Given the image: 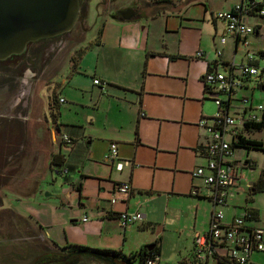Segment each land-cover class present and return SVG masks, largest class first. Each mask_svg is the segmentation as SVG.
<instances>
[{
  "label": "crops",
  "instance_id": "1",
  "mask_svg": "<svg viewBox=\"0 0 264 264\" xmlns=\"http://www.w3.org/2000/svg\"><path fill=\"white\" fill-rule=\"evenodd\" d=\"M157 1L106 0L104 16L98 18L96 13L95 20L100 22L83 49L91 45L95 51L90 77H97L99 84L91 81L86 89L70 73L55 83L57 88L51 94L42 92L49 80L39 78L45 72L46 78L56 73L61 52L70 48L64 45L50 53L45 66L24 67L22 75L30 78L26 89L22 88L24 80L16 85L10 80L1 84V100L14 95L24 102L1 110L0 209L26 216L34 226L31 231L47 242L113 248L125 254L157 242L158 264H162L167 245L178 252L179 263L192 259L195 236L208 230L216 209L223 212V224L245 211L252 212L244 225L264 230V188L256 189L264 172V149L234 147L233 160H248L249 164L239 167V178L224 203L215 204L209 185L202 177L191 175L192 169L206 164L201 149L208 131L199 119L215 113L203 83L209 68L232 72L241 82L230 93V111L264 120V86L242 77L236 66L246 61V51L261 62L264 17L247 15L248 22L260 27L246 35V46L244 37L227 33L225 21L215 16L241 0ZM84 2L77 27L82 35L91 29L85 18L88 0ZM125 9L132 12L122 16L120 11ZM222 34L225 42L221 44ZM229 36L234 45L227 56ZM256 39L259 44L253 48ZM78 41L70 43L71 50L79 48ZM72 58L69 55V63ZM38 79L41 82L36 86ZM7 84L13 88L7 89L8 94ZM240 89V103L234 105ZM58 93L63 98H56ZM242 98L252 105L244 108ZM68 109L73 118L60 119ZM67 124L79 125V129ZM61 133L73 135V142L61 140ZM245 133L264 147V127ZM112 142L123 162L121 169L106 159ZM53 156L58 164H51ZM120 181L131 184L130 193L112 202L113 186ZM122 210H139L143 219L122 226L117 217ZM83 216L85 220H81ZM227 246L217 245V251L224 254ZM253 252L248 258L256 264ZM214 261L218 263L214 258L209 263Z\"/></svg>",
  "mask_w": 264,
  "mask_h": 264
},
{
  "label": "built area",
  "instance_id": "2",
  "mask_svg": "<svg viewBox=\"0 0 264 264\" xmlns=\"http://www.w3.org/2000/svg\"><path fill=\"white\" fill-rule=\"evenodd\" d=\"M247 15L264 17V0H241L230 9L215 12L217 18L225 21L226 32L235 34L239 38L244 37L242 43L246 46L248 44L247 39H245L246 35L260 27L258 24L248 22ZM219 42L221 44L225 42L224 34L219 37ZM61 46H58L57 43L55 48ZM220 54V49H216V55L220 56ZM246 58V61L236 64L240 74L244 78L251 77L256 84L264 86V56H260L261 62H259L253 52L246 51ZM92 82L99 84V79L92 77ZM203 83L206 93L216 104V110L209 119H199V124L205 126L208 131V137L201 149V153L206 158V164L198 165L192 169L191 175L192 177H202L211 189L212 201L215 204H221L225 202L231 185H234L239 178V167L249 164L248 160H246L248 163L233 160L234 146L232 142L236 141L239 136H246L245 122L258 118L250 113L230 112L229 103L232 98L230 93L232 89L241 85V82L234 78L232 72L225 73L213 67L209 68L204 73ZM100 86L101 89L105 87L104 84ZM242 102L244 108L247 105H252L248 103L247 98H242ZM257 107L261 109L262 105L258 104ZM60 137L64 142L69 141V136L66 133H61ZM106 159L110 160L116 169L122 168L123 162L118 159L116 143H110ZM130 190L131 184L128 181L116 182L110 200L114 202L118 199H124ZM192 192L197 193V188H193ZM248 216L249 212L245 211L243 214L235 216L229 223L223 224V212L221 209H216L211 214L208 230L195 236L192 259L188 258L180 263L194 264L195 261L199 264H210L211 258L218 261L217 256H226L235 264H253L248 256L252 251H264V230L246 227L244 220ZM117 217L120 224L125 226L141 221L143 214L139 210H122L118 212ZM85 219L86 216L81 217V220ZM220 244L228 245L226 253L221 254L217 251V245ZM147 264H158V256L147 259Z\"/></svg>",
  "mask_w": 264,
  "mask_h": 264
},
{
  "label": "rangeland",
  "instance_id": "3",
  "mask_svg": "<svg viewBox=\"0 0 264 264\" xmlns=\"http://www.w3.org/2000/svg\"><path fill=\"white\" fill-rule=\"evenodd\" d=\"M104 3H106V0H100V1L88 0L87 2L88 14L85 18L87 23L91 26V29L88 28L86 33H83L82 35V31L81 32L78 31L79 29H77L78 27V20H77L72 26L73 29L71 27L69 35H65V34L63 35L66 38L64 48L65 47L73 48L72 47L73 44L70 43L80 40L76 44V46L78 45L79 48L74 47L77 48V50L74 51L71 50L70 48H66L68 52H64V51L61 52L62 54L58 58L59 60L57 61L58 67L56 73L52 75V77L46 78L47 77L46 72L43 75L41 74V77L39 79L49 80L48 82L42 85L43 93L48 92V94H51L53 92V89L56 87L55 83L57 82L59 83L62 78H66L70 73H74L76 79H78L79 82L82 83V86L88 89V86L91 84L92 81V77H90V72H91L90 67H92L94 64L95 51L91 45H89L91 47L88 46L86 49L83 48L85 47V43L87 39L93 37L91 33L95 31L97 23L100 22V20L98 22L97 20H95L96 13H99L98 18L100 16H104V14L101 13L104 12V8L107 5V4L104 5ZM82 9L84 10V5ZM79 22H81V20ZM53 39L46 38L39 42H31L28 45V48L19 56H14L12 58L6 59L3 62L0 61V118H1V110L8 107L14 109L16 106H14L13 103L22 105V102H24L22 98L17 101V98H15L14 95H10L12 91L9 93V95L11 96L10 99L7 100L8 98L7 97L6 99L1 100V84L4 83L5 80H10L12 81L11 83H15L16 85L17 82L20 83L22 80H24L25 82L26 81L27 82L22 86V88L26 89V87L29 85L30 78H27L26 76L22 75V70H24V67L26 66L29 67L45 66L49 58L51 57L50 56L51 54L49 51L45 50L44 46ZM256 43L259 44L257 39L256 41L254 40V42L252 43L253 48H256L257 46ZM233 45H234L233 37L229 36L225 55L229 56L230 53L229 51L231 48H233ZM45 52L47 54H45ZM69 55H73V58L71 59L73 61H71V63H69V59H68ZM77 59H79V61L76 65V68H73L74 66L73 63ZM48 64L49 66L54 65L50 63ZM39 79L36 82L37 83L36 86L38 85V83L41 82ZM11 85L7 84L6 85L7 88L4 87L6 88L5 92H7V94H8V90L13 89ZM93 88L96 87L93 86ZM238 91H239L238 97L233 99L234 105L239 104L241 100L240 95L243 93V90L240 89ZM83 92L86 95L88 94V92L86 91ZM60 96L61 98H63V93H58L56 98ZM65 103L66 102L64 100V103L60 107V111L62 110L63 106L65 107ZM211 103L213 104L212 111L214 112L216 109V104L213 100ZM51 109L53 111V114H55L56 113L55 107H52ZM230 112L233 113L232 111ZM47 114H50V111ZM234 114L238 115L237 113ZM72 115H73V111L71 109L70 110L68 109L66 110L65 113H61L59 118L72 119L73 118ZM48 118L50 120V115H48ZM31 229H34V226L31 221L27 220L26 216L13 214L11 211L7 209H3V210L0 209V264H104L103 262L96 261L93 259H86V258H79L77 259V261H70L64 258H60V260L49 259L50 261H44L38 263L37 259L42 254H44V252L54 251L55 247L54 245L43 239L41 235L37 234L36 232H33L34 230L31 231ZM164 251L165 253L162 256L163 260L161 261L162 264H180L179 263L180 255L177 254L178 252L176 251L174 252V248L172 247L170 248L167 245L165 246ZM222 251L225 252L226 248L225 247L222 248ZM251 258L256 264H264V251L253 252ZM214 263L221 264L215 261ZM128 264H138V261L134 260Z\"/></svg>",
  "mask_w": 264,
  "mask_h": 264
},
{
  "label": "water",
  "instance_id": "4",
  "mask_svg": "<svg viewBox=\"0 0 264 264\" xmlns=\"http://www.w3.org/2000/svg\"><path fill=\"white\" fill-rule=\"evenodd\" d=\"M79 7L80 0H0V59L20 53L30 41L69 30ZM120 12L128 16L132 9Z\"/></svg>",
  "mask_w": 264,
  "mask_h": 264
},
{
  "label": "trees",
  "instance_id": "5",
  "mask_svg": "<svg viewBox=\"0 0 264 264\" xmlns=\"http://www.w3.org/2000/svg\"><path fill=\"white\" fill-rule=\"evenodd\" d=\"M167 0H158L157 2H164ZM80 2L84 3L83 0ZM81 5V4H80ZM51 108L54 106H50ZM68 125V124H67ZM69 127L79 129V125H68ZM264 127V120L261 119H251L244 123V130L250 132L252 130H259ZM68 134V133H67ZM69 141L66 143H72L74 140L73 135H69ZM233 146H243L246 148H260L264 149L260 140L250 138L249 136H239L236 141H233ZM54 156L51 158V164H58L54 160ZM257 188H264V172L261 173L259 179L256 182ZM253 213L249 212V216ZM248 216V217H249ZM54 245L56 253V258H64L70 261H77L79 258L93 259L96 261L103 262L104 264H128L134 260L138 261V264H147V259L154 256H159V245L157 242L149 243L139 250L131 252L129 254L123 253L119 249L113 248H103V247H90L83 244H66L63 246H57L53 242H49ZM152 245L151 248L147 246ZM218 262L221 264H235L233 261L229 260L226 256L218 257ZM195 262V261H194ZM195 264V263H194ZM198 264V262L196 263Z\"/></svg>",
  "mask_w": 264,
  "mask_h": 264
},
{
  "label": "flooded vegetation",
  "instance_id": "6",
  "mask_svg": "<svg viewBox=\"0 0 264 264\" xmlns=\"http://www.w3.org/2000/svg\"><path fill=\"white\" fill-rule=\"evenodd\" d=\"M84 1V0H83ZM80 7H79V12H78V15L76 17V20L75 22L81 18V16L83 15L82 13L84 12V10L82 9L83 8V5L84 3L80 2ZM84 9H85V6H84ZM83 10V11H82ZM121 14V13H120ZM122 15V14H121ZM123 16V15H122ZM74 22V23H75ZM71 29V28H70ZM70 29L65 31V32H62V33H59V34H56V35H53V36H50V37H43V38H39V39H36V40H33V41H30L26 44L25 48L23 51H21L20 53H17V54H10L9 56L3 58V59H0L1 62L5 61L6 59H9V58H12L14 56H19L20 54H22L27 48H28V45L31 43V42H39V41H42L46 38H54L53 40H51L49 43H47L44 48L46 51H49L50 53L55 50V49H58V48H55V46H57V43H58V46L60 45H64L65 42H66V38L63 36L64 34L65 35H69V32H70ZM69 41V40H68ZM67 41V42H68ZM62 42V44H60ZM56 253H53V251H46L44 252V254H42L37 260L38 263H41V262H44V261H50L49 259H54L56 258ZM58 260H60V258H57Z\"/></svg>",
  "mask_w": 264,
  "mask_h": 264
}]
</instances>
